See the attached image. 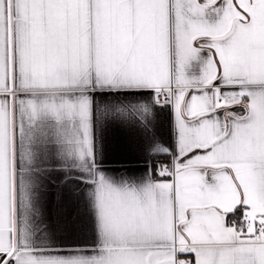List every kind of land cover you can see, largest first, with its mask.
Returning <instances> with one entry per match:
<instances>
[{"label": "snow or ice", "instance_id": "snow-or-ice-1", "mask_svg": "<svg viewBox=\"0 0 264 264\" xmlns=\"http://www.w3.org/2000/svg\"><path fill=\"white\" fill-rule=\"evenodd\" d=\"M0 264H264V0H0Z\"/></svg>", "mask_w": 264, "mask_h": 264}]
</instances>
